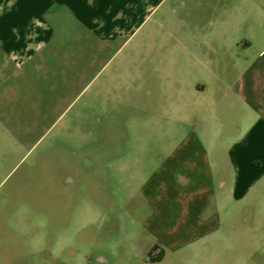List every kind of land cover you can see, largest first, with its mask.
Masks as SVG:
<instances>
[{
  "label": "rangeland",
  "instance_id": "obj_1",
  "mask_svg": "<svg viewBox=\"0 0 264 264\" xmlns=\"http://www.w3.org/2000/svg\"><path fill=\"white\" fill-rule=\"evenodd\" d=\"M190 15L156 12L125 43L123 37L104 45L80 75L59 76L32 62L5 70L0 264H264V172L236 199L235 119L222 117L216 126L209 92L180 91L206 82L213 69L223 75L226 64L195 58L207 52L203 39L210 29L179 23ZM215 128L222 137L214 136ZM190 134L223 165L227 185L215 206L216 231L171 248L133 217L142 216L145 176Z\"/></svg>",
  "mask_w": 264,
  "mask_h": 264
},
{
  "label": "crops",
  "instance_id": "obj_2",
  "mask_svg": "<svg viewBox=\"0 0 264 264\" xmlns=\"http://www.w3.org/2000/svg\"><path fill=\"white\" fill-rule=\"evenodd\" d=\"M252 1L259 5L249 6ZM160 10L193 14L179 23L197 31L210 29L203 39L207 52L195 58L226 63L223 75L213 69L206 82L196 80L180 91L209 92L216 126L222 117L235 119L239 135L230 150L231 191L240 200L264 172V0H0V77L13 63L17 67V60L22 62L19 68L32 62L59 76L68 71L80 75L87 60L99 59L104 45L113 46L123 37L125 43ZM196 37L191 33L192 42ZM76 46L93 48L84 52ZM213 134L223 136L217 128ZM222 166L190 134L162 166L145 176L142 216L133 221L171 248L214 233L220 221L215 206L224 197L219 190L227 185Z\"/></svg>",
  "mask_w": 264,
  "mask_h": 264
},
{
  "label": "built area",
  "instance_id": "obj_3",
  "mask_svg": "<svg viewBox=\"0 0 264 264\" xmlns=\"http://www.w3.org/2000/svg\"><path fill=\"white\" fill-rule=\"evenodd\" d=\"M21 64H22V62L20 60H17V65L19 66Z\"/></svg>",
  "mask_w": 264,
  "mask_h": 264
},
{
  "label": "flooded vegetation",
  "instance_id": "obj_4",
  "mask_svg": "<svg viewBox=\"0 0 264 264\" xmlns=\"http://www.w3.org/2000/svg\"><path fill=\"white\" fill-rule=\"evenodd\" d=\"M65 181H66V182H69V181H70V178H66Z\"/></svg>",
  "mask_w": 264,
  "mask_h": 264
}]
</instances>
